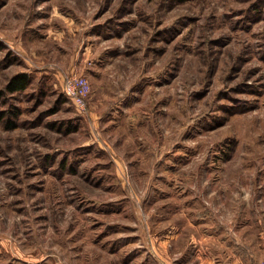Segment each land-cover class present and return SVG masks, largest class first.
I'll return each mask as SVG.
<instances>
[{"label": "rangeland", "instance_id": "1", "mask_svg": "<svg viewBox=\"0 0 264 264\" xmlns=\"http://www.w3.org/2000/svg\"><path fill=\"white\" fill-rule=\"evenodd\" d=\"M189 218L264 264V0H0V264H181Z\"/></svg>", "mask_w": 264, "mask_h": 264}, {"label": "crops", "instance_id": "2", "mask_svg": "<svg viewBox=\"0 0 264 264\" xmlns=\"http://www.w3.org/2000/svg\"><path fill=\"white\" fill-rule=\"evenodd\" d=\"M186 220H188V221L185 222V223L184 222H182V223L179 222V224H181V227H180V225H177V227H176L178 229L177 237L179 236L180 232H182V234L180 236L183 235L181 246H183L184 243L186 242L185 246L183 247L184 250H182V255L184 253V259H182L181 264H194V263H198V264H219V263L214 262L215 259L211 257L212 256V254H211L212 251L210 249H208V246L205 247L207 251L204 250L205 248L204 249L201 248L200 251H198L196 249H193L191 246L188 247V245L191 244L190 243V239L193 238L195 240L196 239V235H195L194 231H193V233H190V234H188L187 231H188L189 225L190 224H195L196 222L193 221V219H191V218L186 219ZM209 232H213L215 234H212V237H207V238H204V239L212 238L213 240H215V239H218V238L224 236V231H222V230L218 231L215 228V226H212L211 229L209 230ZM186 234H187L188 237L186 236ZM185 236H186V238H184ZM204 239H199L201 241L200 244L202 245V247H203L202 240H204ZM219 240H221V239H219ZM163 254L164 255H169L166 250H163ZM233 254L236 257L235 260H232V259L230 260V257H229L228 261H226L224 263L222 262L220 264H247L245 261H243L240 258L241 257V253L234 252Z\"/></svg>", "mask_w": 264, "mask_h": 264}, {"label": "built area", "instance_id": "3", "mask_svg": "<svg viewBox=\"0 0 264 264\" xmlns=\"http://www.w3.org/2000/svg\"><path fill=\"white\" fill-rule=\"evenodd\" d=\"M88 81L87 79H80L79 83L76 86H73L71 82L66 85V93L69 96L74 97L77 100V103L85 106V96L88 91Z\"/></svg>", "mask_w": 264, "mask_h": 264}, {"label": "trees", "instance_id": "4", "mask_svg": "<svg viewBox=\"0 0 264 264\" xmlns=\"http://www.w3.org/2000/svg\"><path fill=\"white\" fill-rule=\"evenodd\" d=\"M30 81V75L27 72H19L15 74L8 83V88L10 90L24 89Z\"/></svg>", "mask_w": 264, "mask_h": 264}]
</instances>
